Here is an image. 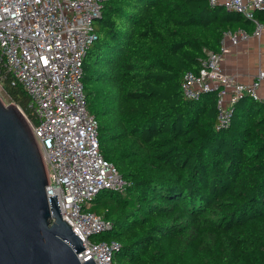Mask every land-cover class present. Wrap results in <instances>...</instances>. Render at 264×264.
Listing matches in <instances>:
<instances>
[{
    "label": "trees",
    "instance_id": "1",
    "mask_svg": "<svg viewBox=\"0 0 264 264\" xmlns=\"http://www.w3.org/2000/svg\"><path fill=\"white\" fill-rule=\"evenodd\" d=\"M239 28L254 24L208 0L104 3L82 83L100 153L128 183L89 208L111 222L90 241L116 242L114 264H264V106L242 98L217 130L215 93L185 100L180 90ZM2 87L27 110L9 74Z\"/></svg>",
    "mask_w": 264,
    "mask_h": 264
},
{
    "label": "built area",
    "instance_id": "2",
    "mask_svg": "<svg viewBox=\"0 0 264 264\" xmlns=\"http://www.w3.org/2000/svg\"><path fill=\"white\" fill-rule=\"evenodd\" d=\"M107 1L0 0V86L9 74L29 97L27 110L18 108L42 154L46 195H56L62 218L82 240L80 262L92 258L95 264H114L119 246L114 241H90L109 230L111 222L89 208L99 193L122 192L128 185L100 153L98 124L83 92V58L96 40L94 22ZM208 4L254 24L252 32L224 31L218 52H207L198 72L186 71L182 77L185 100L215 93L220 130L230 126L233 106L242 98L264 106L260 94L264 70L259 69L249 83H240L222 68L229 47L262 38L264 22L256 14L264 13V0H208Z\"/></svg>",
    "mask_w": 264,
    "mask_h": 264
},
{
    "label": "water",
    "instance_id": "3",
    "mask_svg": "<svg viewBox=\"0 0 264 264\" xmlns=\"http://www.w3.org/2000/svg\"><path fill=\"white\" fill-rule=\"evenodd\" d=\"M0 93V264H95L46 195L48 176L30 127Z\"/></svg>",
    "mask_w": 264,
    "mask_h": 264
},
{
    "label": "crops",
    "instance_id": "4",
    "mask_svg": "<svg viewBox=\"0 0 264 264\" xmlns=\"http://www.w3.org/2000/svg\"><path fill=\"white\" fill-rule=\"evenodd\" d=\"M223 72L240 83H249L259 69L264 70V34L260 40L251 38L236 47H229L222 60ZM260 94L264 96V82Z\"/></svg>",
    "mask_w": 264,
    "mask_h": 264
},
{
    "label": "rangeland",
    "instance_id": "5",
    "mask_svg": "<svg viewBox=\"0 0 264 264\" xmlns=\"http://www.w3.org/2000/svg\"><path fill=\"white\" fill-rule=\"evenodd\" d=\"M0 93H1V95H2V97H3V99H4V101L6 102L5 104L7 105V104H15V102H13L8 96H7V94L4 92V90L2 89V87L0 86ZM261 110H263V112H264V107H262L261 108Z\"/></svg>",
    "mask_w": 264,
    "mask_h": 264
}]
</instances>
